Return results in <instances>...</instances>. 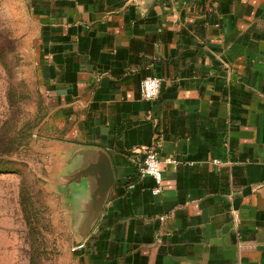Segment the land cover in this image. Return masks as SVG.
<instances>
[{
    "label": "crops",
    "instance_id": "0c3cea01",
    "mask_svg": "<svg viewBox=\"0 0 264 264\" xmlns=\"http://www.w3.org/2000/svg\"><path fill=\"white\" fill-rule=\"evenodd\" d=\"M26 3L51 179L72 144L115 173L75 264H264V0ZM149 147L177 160L159 196Z\"/></svg>",
    "mask_w": 264,
    "mask_h": 264
},
{
    "label": "rangeland",
    "instance_id": "374dc122",
    "mask_svg": "<svg viewBox=\"0 0 264 264\" xmlns=\"http://www.w3.org/2000/svg\"><path fill=\"white\" fill-rule=\"evenodd\" d=\"M27 10L26 0H0V129L18 133L14 145L9 141L13 147L22 144L10 157L21 161L13 166L22 174L0 172V264H30L32 239L39 246L37 264H75L70 207L55 190L51 176L58 165L40 127L42 99L26 52L33 33ZM24 179L41 216L37 239L30 238L20 205Z\"/></svg>",
    "mask_w": 264,
    "mask_h": 264
},
{
    "label": "water",
    "instance_id": "95a60500",
    "mask_svg": "<svg viewBox=\"0 0 264 264\" xmlns=\"http://www.w3.org/2000/svg\"><path fill=\"white\" fill-rule=\"evenodd\" d=\"M71 148L66 168L55 179V190L68 203L69 215L75 216L72 229L81 242L99 220L115 184V173L104 149L73 144Z\"/></svg>",
    "mask_w": 264,
    "mask_h": 264
},
{
    "label": "trees",
    "instance_id": "16d2710c",
    "mask_svg": "<svg viewBox=\"0 0 264 264\" xmlns=\"http://www.w3.org/2000/svg\"><path fill=\"white\" fill-rule=\"evenodd\" d=\"M3 127V126H2ZM18 133H14V136H12L8 132H4L3 128L0 129V146L4 147L2 150H0V172H15L22 174V171L17 170V167H14L13 165H20V160L11 159L13 152L19 150V146L22 145L20 142V145H16L13 147L14 143L17 140ZM9 141L11 143L9 144ZM13 147V148H12ZM20 205L22 207V211L24 214L25 221L27 223V226L29 228L30 238H36L41 234V230L38 227L37 223L40 219L39 212L37 210V207H35V201L33 199V194L31 191L30 186L27 184L25 179L22 181L21 188H20ZM37 239V238H36ZM31 245V255H30V264H37L38 261V243L37 240L32 239L30 241Z\"/></svg>",
    "mask_w": 264,
    "mask_h": 264
},
{
    "label": "built area",
    "instance_id": "2783aa9c",
    "mask_svg": "<svg viewBox=\"0 0 264 264\" xmlns=\"http://www.w3.org/2000/svg\"><path fill=\"white\" fill-rule=\"evenodd\" d=\"M196 2L197 0H192ZM163 78L155 75L145 76L140 84L141 96L143 99L153 101L159 98L162 88ZM219 162V160H214ZM177 163L174 157H160V151L156 147H149L146 151V156L139 167V176H151L154 179L155 185L152 187V194L159 196L164 190V170L168 164ZM133 186V184L131 185ZM161 219H164L161 216ZM86 247L85 241L77 242L73 247V251L81 250Z\"/></svg>",
    "mask_w": 264,
    "mask_h": 264
}]
</instances>
